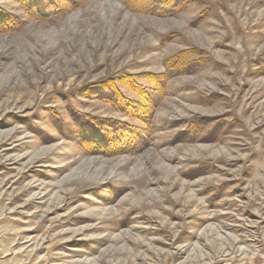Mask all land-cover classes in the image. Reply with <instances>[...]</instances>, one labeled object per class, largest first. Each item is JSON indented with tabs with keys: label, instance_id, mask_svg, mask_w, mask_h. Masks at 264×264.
<instances>
[{
	"label": "rangeland",
	"instance_id": "rangeland-1",
	"mask_svg": "<svg viewBox=\"0 0 264 264\" xmlns=\"http://www.w3.org/2000/svg\"><path fill=\"white\" fill-rule=\"evenodd\" d=\"M124 230L138 264H264V0H0V264Z\"/></svg>",
	"mask_w": 264,
	"mask_h": 264
},
{
	"label": "bare ground",
	"instance_id": "bare-ground-1",
	"mask_svg": "<svg viewBox=\"0 0 264 264\" xmlns=\"http://www.w3.org/2000/svg\"><path fill=\"white\" fill-rule=\"evenodd\" d=\"M218 153H220V152H218ZM224 154L225 153H221L220 155H224ZM90 168L91 167L88 166V170L87 171H85V169H81L80 171H73L72 173L68 174L66 177H64L61 180H59L55 185H52V186L48 187L50 189L51 188L52 189L55 188L56 190H59L55 194L50 195V191L47 190L48 188H43L45 193L42 196V199H44L43 200L44 202L42 204L46 207L45 212L46 213L49 212V209L50 208L53 209L54 206L57 204V201L59 199L57 195L59 194L60 191H62L63 189H65L69 185L72 186L73 183L77 179L82 178L80 176L87 175V173H89V169ZM159 169H160V172L164 174L165 182L167 183L169 181V178H170V171H171L170 167L160 166ZM102 170L103 169H97L94 173H98V174L102 173ZM153 170L156 171L157 169H153ZM154 171H152V173ZM143 172H144V168H140V167L134 168L132 170V172L128 176L129 180H127L126 182H123V181L121 182V186L122 187L119 189L121 192H118V193H122V194L124 193V194H126L125 195L126 197L130 196V195L131 196L133 195L134 198H133V201L131 202L132 206H136L138 204H141V202L156 196L157 193H158V191H154V192L148 191V192L144 193L140 198L136 199L135 195H137V192L136 191H132L130 186L124 185L125 183H128L131 178H133L135 176H137V177L141 176L143 174ZM152 173H150V175ZM80 181H82V180H80ZM127 192H128V194H127ZM125 196H124V198L121 199L120 202H118V204H116V208H117L118 205L120 206V204H122V202L126 198ZM183 198L187 199V196H185V195L181 196V199H183ZM116 208L115 209L106 210L104 212V214H102V215H103V217H107V218L109 216L110 219L108 220L107 218H102V219H100L101 222H104L106 219H107V221L112 222L114 220L113 219L114 218L113 217V212H115ZM76 210H78L77 207H75L72 211H76ZM52 212L54 214V211H52ZM81 220H83L84 222H87V223L90 222V219L89 220L87 219L88 221H86V219H81ZM104 229H105L104 227H95V226L93 227V226H90L88 228L87 227L86 228H81L78 231L82 230V232H87V231L104 230ZM112 230H116V228L113 226ZM140 230H142V228H140ZM27 232L33 233L34 231H27ZM130 233H131L130 230H124V231L120 232L119 234H117V235H115L113 237H109V238L107 236L102 237L101 241H102L103 249L100 251L98 257H96V258H92V259H88V260L72 261V262L64 261L61 264H138V262L141 261V257L143 255H145V252L148 254V253H150L152 251V248L150 246L151 243L150 244L146 243L145 240H143V239H141L139 237H136L135 239H131V237H129L131 235ZM26 234H28V233H26ZM125 236H126V238H124V239L126 240V242H124L122 246H116L117 243L119 244V241H122L123 237H125ZM129 245H130V247H129ZM139 246H143V247L145 246L146 251L144 253H141L139 251ZM108 256L110 257L109 259H111L112 261H110V260L106 261V258ZM121 257H123V258H121Z\"/></svg>",
	"mask_w": 264,
	"mask_h": 264
},
{
	"label": "trees",
	"instance_id": "trees-1",
	"mask_svg": "<svg viewBox=\"0 0 264 264\" xmlns=\"http://www.w3.org/2000/svg\"><path fill=\"white\" fill-rule=\"evenodd\" d=\"M144 115H145V113H144Z\"/></svg>",
	"mask_w": 264,
	"mask_h": 264
}]
</instances>
